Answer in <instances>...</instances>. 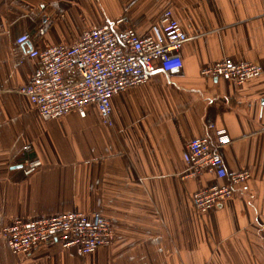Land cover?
I'll list each match as a JSON object with an SVG mask.
<instances>
[{"label": "crops", "instance_id": "obj_1", "mask_svg": "<svg viewBox=\"0 0 264 264\" xmlns=\"http://www.w3.org/2000/svg\"><path fill=\"white\" fill-rule=\"evenodd\" d=\"M166 9L187 37L182 67L114 95L111 125L94 104L85 116L43 119L17 91L37 67L31 48L70 44L121 17L154 36ZM45 11L53 20L36 38ZM225 58L263 71L240 85L201 73ZM216 131L230 138L217 151L226 173L250 177L201 214L191 194L215 177L187 176L183 152ZM26 157L41 164L27 173ZM75 210L107 219L110 243L80 255L53 241L21 255L1 236L15 217ZM0 264H264V0H0Z\"/></svg>", "mask_w": 264, "mask_h": 264}, {"label": "built area", "instance_id": "obj_2", "mask_svg": "<svg viewBox=\"0 0 264 264\" xmlns=\"http://www.w3.org/2000/svg\"><path fill=\"white\" fill-rule=\"evenodd\" d=\"M56 13L61 9L51 3ZM53 15L43 12L34 36H43ZM121 17L112 23L92 28L70 44H55L31 48L27 56L37 60L29 80L18 87L35 105L41 118H59L72 110L85 116L88 105L94 104L103 122L111 125V99L114 95L147 82L160 69L167 73L182 67L180 49L187 37L170 9L160 18L161 29L154 36H140L130 26H121ZM29 40V34L16 37L17 49ZM261 65L248 61L234 62L225 58L203 69L202 74L222 77L240 85L261 74ZM230 138L216 131L214 141L207 136L192 138L185 146L183 160L187 176L204 171L214 175V182L191 194L193 207L205 213L231 198L234 188L245 183L250 174L240 169L227 174L218 148ZM30 145H25L28 151ZM26 171L35 169L38 158L23 159ZM13 254L27 255L41 245L58 241L86 255L111 239V227L98 211H70L35 219L15 217L1 231Z\"/></svg>", "mask_w": 264, "mask_h": 264}, {"label": "rangeland", "instance_id": "obj_3", "mask_svg": "<svg viewBox=\"0 0 264 264\" xmlns=\"http://www.w3.org/2000/svg\"><path fill=\"white\" fill-rule=\"evenodd\" d=\"M110 121H111V117H110ZM38 160H39V159H38ZM39 161H40V160H39ZM22 164H23V166H24V168H25L24 162H22ZM40 164H41V162H40ZM40 164H38V166H39ZM38 166H37V167H38ZM37 167H36V168H37ZM25 171H26V169H25ZM30 172H31V171H30ZM27 173H28V171H27ZM192 204H193V203H192ZM110 241H111V239H110ZM109 243H110V242H109ZM109 243H108V244H109ZM106 245H107V244H106Z\"/></svg>", "mask_w": 264, "mask_h": 264}]
</instances>
